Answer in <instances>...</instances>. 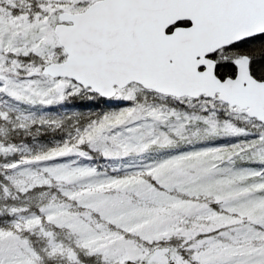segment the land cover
I'll use <instances>...</instances> for the list:
<instances>
[{
    "label": "snow or ice",
    "instance_id": "obj_1",
    "mask_svg": "<svg viewBox=\"0 0 264 264\" xmlns=\"http://www.w3.org/2000/svg\"><path fill=\"white\" fill-rule=\"evenodd\" d=\"M0 264H264V0H0Z\"/></svg>",
    "mask_w": 264,
    "mask_h": 264
}]
</instances>
